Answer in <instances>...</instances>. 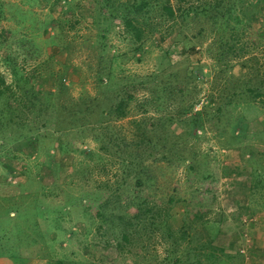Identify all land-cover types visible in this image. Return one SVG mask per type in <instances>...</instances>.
Returning <instances> with one entry per match:
<instances>
[{
  "label": "rangeland",
  "instance_id": "obj_1",
  "mask_svg": "<svg viewBox=\"0 0 264 264\" xmlns=\"http://www.w3.org/2000/svg\"><path fill=\"white\" fill-rule=\"evenodd\" d=\"M135 1L0 0V258L264 264V0Z\"/></svg>",
  "mask_w": 264,
  "mask_h": 264
},
{
  "label": "trees",
  "instance_id": "obj_2",
  "mask_svg": "<svg viewBox=\"0 0 264 264\" xmlns=\"http://www.w3.org/2000/svg\"><path fill=\"white\" fill-rule=\"evenodd\" d=\"M147 5H149V2L147 0H136L135 2H132L129 5V9L127 10L126 13H124V16L121 19V22L124 24L123 26H124L125 31L131 32L132 35L134 36V39L136 41H138L139 39H141V36H142L141 35L142 25L137 23V18L135 17V15L136 14H140L141 12H143L144 7L147 6ZM164 8L168 11V16L169 17H173L174 12H175L174 9H173V7L170 6V5H164ZM219 8H222V10H221V12L218 15L214 16L215 19H221V18H223V16L226 15V12H227L226 11V6H224L223 2H222L221 6ZM108 10L106 9V12H108ZM130 10H131V12H134V14L132 16L131 15H128L130 13ZM120 12H121V10L119 9V11H117V15L116 16H120V14H121ZM220 24H222L221 21H220ZM219 26L220 27H223L224 25L223 26L219 25ZM18 84L15 85V86H19ZM22 89H23V91L26 90L24 88H22ZM248 90L249 91H254V89H252L250 86H249ZM259 90L260 89H258L257 91H259ZM2 92H3V88H2V90H0V95H2ZM204 182L205 183H203V187H204L203 190H204V192L208 191V193H207L208 196L207 197L212 200V197L214 196V192L213 191H209V190L213 189L212 184L210 182H208V181H204ZM38 197H39V194L37 192H35L34 193V197L31 199V202L32 203H29L30 204V207L27 208V209L26 208H21L19 203L16 204L15 206H12L14 208L15 212H16L15 213V216H21V215H24L25 216L26 215V217H28V218L31 217V215L33 214V209H34L32 206H34V204L37 202V198ZM207 197L206 196L205 197H202L201 196L199 198L200 199V202L199 203H201L202 205H205L206 203L211 204L212 201L211 200L209 201V199ZM40 199H41V196H40ZM192 201H193V199H192ZM6 209H8V207L1 206L0 205V214H2V216L4 214L7 219H10V217H12V216H10L9 214L5 213V210ZM36 210H38L37 207H36V209H34L33 216L38 212ZM195 210L196 209L194 208L193 211L196 212L195 213L196 215H192V216H196L197 218H201L202 215L199 216L197 214V211H195ZM101 217L103 219H107L108 218V216L105 215V214H101ZM212 235L213 234H211L210 236H212ZM210 242H212V241L210 240ZM210 242H207V243H204V244L202 243L203 250H200V249L198 250L199 252H197V255L195 257H193L195 261H194V263H191V264H199L201 257H203L204 259L207 258L206 257V254H207L206 253V250L209 247H212ZM197 248H195V249H197ZM1 253L2 252H0V254ZM175 262L178 263V264H181V262L178 261V260L175 261Z\"/></svg>",
  "mask_w": 264,
  "mask_h": 264
},
{
  "label": "crops",
  "instance_id": "obj_3",
  "mask_svg": "<svg viewBox=\"0 0 264 264\" xmlns=\"http://www.w3.org/2000/svg\"><path fill=\"white\" fill-rule=\"evenodd\" d=\"M0 259H1V261H0L1 264H9L8 259L6 257H2Z\"/></svg>",
  "mask_w": 264,
  "mask_h": 264
}]
</instances>
